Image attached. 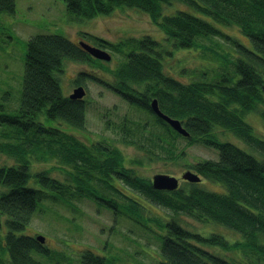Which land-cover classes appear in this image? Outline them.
<instances>
[{"label": "trees", "instance_id": "trees-1", "mask_svg": "<svg viewBox=\"0 0 264 264\" xmlns=\"http://www.w3.org/2000/svg\"><path fill=\"white\" fill-rule=\"evenodd\" d=\"M65 1L68 11L81 18L123 5L151 14L165 33L164 43L144 36L110 44L122 55L117 67L109 69L115 80L111 87L136 110L147 112L117 125L120 140L143 154L144 158L134 157V165H144V159L186 157L180 138L189 145L197 142L216 148L218 159H201L192 167L203 180L219 182L222 190H208L201 181H184L171 190L155 188L150 178L136 173V166L124 164L119 146L103 140L88 143L62 128L61 121L84 128L86 117L85 99L63 92L64 60L102 64L65 35L37 33L26 42L20 103L14 110H4L3 105L0 110V153L14 160L0 163V264H43L35 255L55 264L71 263L67 253H51L36 236L22 232L39 200L49 196L90 197L140 223L164 226L156 264H264V136L246 119L249 112L264 119V0ZM176 2L189 8L175 7ZM168 6L174 7L173 12L163 14ZM193 10L225 25H237L249 37L250 46L231 40L214 21ZM1 11L15 14L16 0H0ZM86 34L99 45L108 43ZM217 35L227 36L237 48L235 55L215 52L222 69L219 77L210 78L206 68L186 80L166 72L163 53H172L166 48L168 42L173 48H197L202 38ZM152 98L158 99L162 111L180 119L190 135L160 118L151 109ZM219 131L232 133L242 143L222 138ZM39 160L50 166L36 170ZM182 215L226 227L240 238L197 232ZM101 253L86 246L80 251V263L120 264L127 257L111 250Z\"/></svg>", "mask_w": 264, "mask_h": 264}, {"label": "rangeland", "instance_id": "rangeland-1", "mask_svg": "<svg viewBox=\"0 0 264 264\" xmlns=\"http://www.w3.org/2000/svg\"><path fill=\"white\" fill-rule=\"evenodd\" d=\"M175 7L189 8L181 2H176ZM173 10L174 7L168 6L165 10L163 8L162 13L169 14ZM193 11L214 21L206 14ZM5 22L11 23L9 30L3 26ZM213 23L220 29L222 28L225 33L230 34L231 40L234 37L250 46L249 37L243 34L237 25H225L218 21ZM10 33H13L12 36ZM37 33H56L65 35L73 41L77 39L91 41L112 54L110 60L91 55L93 59L100 60L98 62L102 65L91 63L88 60L76 61L68 58L64 60V69L60 73L63 92L69 95L79 84L86 87L84 128L72 127L63 121L59 124L60 122L54 120L69 133L77 135L88 143L103 140L119 146L125 156L124 164L132 168L136 166L137 174L150 179L156 172H165L180 177L179 182L182 184L186 181L181 178L182 173L188 169L195 170L192 164L201 159H218L216 148L206 147L197 142L189 145L184 138H180V145L185 146L187 151L186 157L176 161L170 159L145 161L144 159V165H134V157L140 155V152L133 144L121 142L117 125L124 118L137 119L147 116V112L145 111L146 114H144L136 110L134 105L110 87L108 81L115 80L109 69L116 68L122 60V55L110 44L130 37L151 36L156 40H163V43L166 38L162 28L150 13L131 6H117L109 13L81 18L68 11L65 0H16V13L10 19L0 20V110L1 105L4 106V110H14L20 103V89L25 73L26 42ZM86 33L97 35L109 44L99 45ZM226 37L217 35L202 38L200 42L202 46L188 49L173 48L168 42L166 48H171L172 53L171 56L166 52L163 53L166 72L186 80L192 76L194 71L198 73L201 68H206L210 69V78L219 77L222 69L218 68L220 58L215 52L235 55L234 52L237 51L234 43ZM81 72L84 73L81 74ZM259 114L249 112L246 119L254 126L258 135L264 136V119ZM219 133L226 140L242 143L230 132L219 131ZM1 156L0 163L14 162L10 157L5 159V155L1 154ZM139 157L144 158L143 154ZM41 162L39 160L34 164L36 170L50 166L49 163L41 164ZM54 174L58 177L62 175L59 171H54ZM202 180H200L201 183H204L208 190H222L218 188L219 182ZM71 198L67 200L50 196L41 198L32 221L22 231L33 236L44 235L45 240L41 243L49 252L51 250L63 251L72 257L71 263L61 261L59 264H81L80 251L86 246L97 253L102 252L101 254L109 250L117 255L125 253L123 256L127 255V257L120 264H137L142 261L156 264L160 260L161 245L166 231L164 226L161 227L155 223H140L90 197L73 196ZM182 217L190 223L192 229L205 235L215 231L222 232L229 239L240 238L226 227L201 223L185 215ZM35 256L41 259L43 264H55V261L44 256Z\"/></svg>", "mask_w": 264, "mask_h": 264}, {"label": "water", "instance_id": "water-1", "mask_svg": "<svg viewBox=\"0 0 264 264\" xmlns=\"http://www.w3.org/2000/svg\"><path fill=\"white\" fill-rule=\"evenodd\" d=\"M80 44L84 49H86L91 55H93L96 58L110 60L112 57L111 53L108 52L107 50L101 47L95 46L89 42L82 40ZM85 94H86V88L83 84H80L73 89V92H70L69 97L80 99V98H83ZM150 106H151V109L160 118H162L167 123H169V125L173 127L174 130H177L178 132H180L181 134L185 136L190 135V132L186 129V127H184V124L182 123L180 119L175 118V117L173 118L172 116H170L169 114L161 110L157 98H153L150 101ZM181 178L184 180L190 181V182H200V180H202V177L200 176L198 171L195 172L191 169L184 171L181 175ZM151 180H152L153 186L158 189L171 190V189H176L180 185V182H179L180 177L173 175V174L165 173V172L154 173V175H152ZM36 239L39 240L40 242H43L45 240V236L42 234H38L36 236Z\"/></svg>", "mask_w": 264, "mask_h": 264}, {"label": "flooded vegetation", "instance_id": "flooded-vegetation-1", "mask_svg": "<svg viewBox=\"0 0 264 264\" xmlns=\"http://www.w3.org/2000/svg\"><path fill=\"white\" fill-rule=\"evenodd\" d=\"M16 13V12H15ZM13 14L12 13H8V12H4V11H1L0 12V20H7V19H10V17L12 16ZM15 21V20H14ZM14 21H12V22H14ZM7 23H9L8 25H7ZM15 23V22H14ZM14 23H12V24H14ZM7 25V26H6ZM10 25H11V23L10 22H5V24L3 25V26H5L6 28H8V30L10 29ZM11 34V36H12V34L13 33H10ZM83 39H77V41H75L81 48H83L82 46H81V44H80V42L82 41ZM83 41H86V40H83ZM86 42H89V41H86ZM89 43H91V44H93V45H95L93 42H89ZM95 46H98V45H95ZM98 47H100V46H98ZM102 48V47H101ZM84 49V48H83ZM104 49V48H103ZM84 50H86V49H84ZM105 50H107V49H105ZM87 51V50H86ZM108 51V50H107ZM88 52V51H87ZM109 52V51H108ZM111 53V52H110ZM109 82V85H110V87L112 86L113 88H114V83L112 82V81H108ZM80 85V84H79ZM111 87V88H112ZM112 88V89H113ZM113 91H115L114 89H113ZM117 92V91H116ZM118 93V92H117ZM118 94H120L122 97H123V95H122V93H118ZM124 98V97H123ZM153 99V98H152ZM151 99V100H152ZM127 100V99H126ZM150 100V101H151ZM193 171H195V170H193ZM195 172H197V171H195ZM180 181V180H179ZM187 181V180H186Z\"/></svg>", "mask_w": 264, "mask_h": 264}]
</instances>
